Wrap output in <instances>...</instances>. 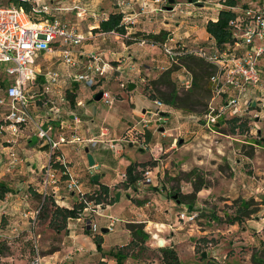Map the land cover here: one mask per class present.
Returning <instances> with one entry per match:
<instances>
[{
  "label": "crops",
  "instance_id": "0c3cea01",
  "mask_svg": "<svg viewBox=\"0 0 264 264\" xmlns=\"http://www.w3.org/2000/svg\"><path fill=\"white\" fill-rule=\"evenodd\" d=\"M47 1L51 5L50 11L52 14H58L60 18L66 19V21L75 26L77 30L86 32L88 31L87 29H91L90 31L92 32V36L83 40L79 45L73 47L74 51L76 49L81 51L100 50L104 53L105 57L114 64L118 62L119 56L122 54H128L136 66L135 68H138L139 72L145 74V76L150 74L152 75V67L166 69L170 65L167 61V58L165 57L164 61L167 63L165 66H163L161 63H156L154 66L147 63L145 67L140 68V66L136 63H141L142 59H137L139 57L137 52L140 51L137 48L133 50V46L135 45L134 42H131L130 40L127 42V39L124 40L123 36H120L121 33L119 32H117L116 35H99V32L102 31L96 28L98 26L99 20L105 18L108 12H110L112 9H116V7L113 8L107 5H99L96 7L95 5L99 2V0ZM129 1L130 4L129 8L127 9V13L131 16V20L128 24L129 31L133 32L136 30H142L154 34L160 29H165V36L171 35L172 37L180 38L187 44H198L206 47L210 46L213 38L205 30V23L208 19L215 20L218 10L226 7L220 1L211 3V5H206L205 2L195 4L196 0H173L170 5L174 4L179 10L178 12L174 13L176 17L173 19V23H171L169 17L166 16L167 13L162 17L159 16L161 11H168L167 5L169 3L162 5L163 7L160 10L148 11L150 8H157L161 4L154 2L153 0H146L147 7L142 8L140 5V0ZM76 2H79V4L83 5L86 9V13L83 17L76 16V8L74 7ZM236 6L237 10L241 8V6L238 4H236ZM74 55L79 58V54L74 52ZM61 58L60 45H54L53 51H42L38 53L35 59V67L39 71L34 83L29 87V90L34 92L35 96L30 100L29 109L33 115V121L41 124H46L48 122L51 125V132L53 136L63 134L69 139L73 134H77L81 138L80 141L63 143L60 147V150L64 153L68 160L69 171L75 175L76 179L81 185H86L87 180H91L93 184L106 185L108 188H110L120 180L119 172L122 170L119 169L121 167L124 169L125 166L130 162H133L136 166L143 163L148 164L150 162L149 159H155L159 151L165 152L172 148L176 142L180 143V139H177L171 135L172 128H166V126L163 124L171 118V110L166 108L165 110H167L168 113L166 114L165 118L160 121L161 123L156 125V129H158L159 133L163 135V138L164 135L167 136L162 139L161 142L157 140L152 142V133L148 131L150 130L149 128H151L152 124L146 125L142 123L141 127L143 128H140L134 122L126 119V116L119 113L116 107L110 108L109 112L103 117L104 120L111 124L114 121L113 126H110L114 130L120 127L116 122H125L127 127L122 133L117 130L111 131L108 127L96 125L98 113H96V105L93 103V101L96 100H90V98L94 91L100 90L101 88L108 89L112 95L116 97L114 101L121 102V104L124 106L125 104H128L126 107L129 109V114L133 115V119L138 118L139 113L145 111L144 108L148 103L147 98L141 94L140 90L135 92L136 84L133 89H128V87H119L116 80L113 79V72H108L107 75L97 83L100 88L94 91V86L87 87L81 83H73L70 87L71 91L69 93L74 95L73 104H69V102L66 101L60 103L57 102L59 110L57 112H53L54 110H52L50 107L51 104L46 102V96L41 94L40 88L44 80L43 73L48 69L60 67L62 61ZM151 60L153 61L155 59L152 58ZM127 62L128 60L123 61L121 63L122 66H126ZM46 63L49 64V66L53 65V67L50 68L49 66H46ZM258 65L261 67L260 76L262 77L264 75V55L260 57ZM177 71V81L179 83L181 69H178ZM160 73L161 72H159V74ZM131 74L136 76L134 73ZM3 77L4 75L2 76L1 81L4 85ZM131 81L134 83L138 82L132 78ZM59 91L66 93V82L60 81L52 85V92L49 94V96L51 95V97L53 96L54 98H57V93ZM0 96H3V91ZM262 103L263 104L261 105L258 101H256V103L253 104L251 108H249L244 113V115H228L226 117L219 118L214 124V128L216 130L215 132L209 131L202 125L200 118L203 111L198 113L189 112L187 115H184L187 118L185 121L188 122L193 129L190 130L189 133H193L192 139H194L195 142L199 143L200 141H203L205 143L207 139L211 141L216 140L219 142V144H213L212 146L199 145L196 148V152L194 153L191 151L190 154L199 155L200 152H202L203 154L211 155V152L209 151L211 150L210 148H216V152L219 154L218 159L223 161L222 164L226 169V172L230 174V176H226L222 172L223 169L220 167V165L217 166V162L213 163L210 161V163L204 164L203 166L202 161L205 156H196L195 163H192L191 161V167L192 169L194 168V170H196L195 173H200V175L197 174L196 177L201 178V181L199 182L202 183L201 188L196 192V197H198L196 202L199 204V208L203 209L202 206H205V204L202 200L205 199H215L220 202H227L229 197L233 198L238 195V192L246 191V188L251 183L255 185L254 190L264 189V151L259 150L260 148L264 149V146H262V143L260 142L258 144V142L248 140L250 136H257V141L264 142V100ZM166 106L170 105L166 104ZM6 112V106L0 105V119L3 118ZM253 113H256L257 115H254ZM251 116H253V118ZM33 121L24 125H20L17 133H13L8 128V126L0 131V183L5 187H8V189L3 193L2 199H0V201L8 206V209L17 208V205L25 200L23 198V194L26 192L29 193V196L32 195L38 184L42 165H44L48 159V145L42 139L36 136L35 124ZM145 126L147 129L144 132ZM224 126H228L229 131L222 130L221 128ZM231 127H233L235 131H233V129L231 130ZM133 129L136 132L142 133V142L138 143L137 145H135V139H131L130 137L129 140L125 139V136L128 135ZM101 136H104L105 138L102 140ZM203 136L207 139L203 138ZM226 138H228V140ZM230 139L236 140L238 143L232 142ZM109 141L110 143H114V148L108 145ZM116 141L121 142L122 147L124 144H126L132 148H136V150L139 151L146 150L147 154L142 155L136 152L133 153L135 158L132 160L119 157L115 160V163L113 161L114 157H112L113 159L110 158V161L104 162V160L101 158L99 144L101 142L107 143L108 147L105 146L104 149H110L111 151L118 153L119 150L115 148ZM167 141L170 142V144H168ZM243 143L253 145V153L244 154L241 151V146ZM180 145L182 144H179V146ZM85 146L88 147V150L93 156L94 163L92 165H89L87 162L84 152ZM10 151L15 153V160L13 164L9 163L10 159L12 158ZM231 154H235L233 158L230 157ZM189 160H192V158ZM248 163H250L248 166L253 169V173L249 174L250 179H254L253 182H250L249 179L247 180L244 178L245 176H242L243 174L241 170L246 169L244 165ZM176 165L177 164H175V166ZM180 166L181 167H178L176 170L186 171L189 169V167H187L183 162H181ZM157 168L159 169V166ZM95 173L98 174V182H94L92 179V175ZM103 177H105V179ZM192 177L193 181H196L195 177ZM207 177L210 179V181H205ZM151 180L152 177L148 179V181ZM202 180H204V182H202ZM151 182L152 183L149 184H156L153 181ZM147 186L148 184L144 185V188ZM119 189L122 190V188H115L113 194H115V192ZM60 196L63 197L62 202L66 201V199L69 201L73 200L74 198L71 193H69L68 196L64 194H61ZM252 196L257 198L256 194H253ZM172 198L174 197L172 196ZM244 199L245 198L242 196L240 200ZM144 204L147 205L148 202H144ZM194 207L197 206L195 204L187 205V209H193ZM164 211L167 212L166 209H164ZM209 211L211 213L213 212L212 210ZM211 213L208 215L209 218L212 217ZM137 215L141 216L139 213ZM135 217L137 216L124 218L122 222H128ZM260 218L263 220L264 216ZM147 221L158 225H165V222L162 220L148 218ZM193 222L194 221L180 222L176 220L171 224H167V229H164L167 230L169 234L167 239L171 240L173 237H178L180 235L190 236L191 234L203 236L205 233L216 232L219 230V228L213 230L206 223L209 222L208 218L204 220L202 225L194 224ZM124 230L127 238H130L128 229L124 227ZM256 230H258V228H256ZM213 234L214 233H212V235ZM159 240L160 239L158 238V242ZM162 241H164V238ZM100 258L107 260V258L102 255ZM117 263L119 264V262Z\"/></svg>",
  "mask_w": 264,
  "mask_h": 264
},
{
  "label": "rangeland",
  "instance_id": "374dc122",
  "mask_svg": "<svg viewBox=\"0 0 264 264\" xmlns=\"http://www.w3.org/2000/svg\"><path fill=\"white\" fill-rule=\"evenodd\" d=\"M218 1L222 3L223 0H198L195 4L205 2L206 5H211V3ZM235 1V5L238 4L241 7L264 5V0ZM167 3L168 2L166 0V4ZM10 4H14V0H0V5ZM99 5H107L113 8L115 7L112 0H99L95 6L98 7ZM168 11H161L159 16L162 17L167 13L166 16H168L170 22L173 23V19H175L176 16L174 12L170 10ZM53 15L59 17L58 14L53 13ZM125 39L126 38H124V40ZM126 41L128 42V39ZM136 48L140 51L137 52V55L139 56L137 59H142L141 63H136L140 66V68L145 67L147 63L153 66L156 63H161L163 66L167 65L164 61L165 56L162 54L159 46L152 44L139 46L135 43L133 50ZM152 58L155 60L152 61ZM6 64L7 63L3 62L0 63V95L2 94L4 87L1 81L3 76L1 70L6 66ZM44 66L42 67L45 68ZM46 66H49V64L46 63ZM49 67L51 68L53 65H50ZM180 68L181 66H176L173 72L170 73V78L173 81L175 90L179 93V95H184L187 91L178 86L177 81V70ZM163 70L164 68L161 69L158 67H152V75L150 74L145 76V74L140 72L139 75L136 74V76H133L131 74L129 76V78L138 81L135 82V92L140 90L141 94L147 98L148 101L144 108L145 111L139 113V116L136 119H133V115L129 114V109L126 107L128 104H125L124 106L121 102L114 101L111 105H106L100 99L93 101L96 105V113H98L96 125L108 127L111 131L114 130L110 127L113 126L114 121L111 124L104 120L103 116L108 113L109 109L112 107H116L119 113L126 116V119L134 122L140 128H143L141 127V124L143 123L141 118L146 119L150 117L147 113L148 111L146 112V110L147 108L152 107V97H158L164 103L170 105L165 106V108L171 110V118L163 124L166 128H172V130L170 129L172 131L171 135L180 139V143L176 142L172 148L167 151H159L157 153L156 157L162 159L159 169L155 167L156 160L150 158V162L148 164L143 163L135 167L138 176L132 183H127L126 176L124 179H120L116 182L112 187H106L107 189L104 188V185L93 184L91 180H87L86 185L80 184L81 189L86 193L87 200L90 201V206L99 205L102 208L100 214H85L86 218H91L90 222L88 221L89 219L87 222L83 223V221H76L67 218L65 224L62 225V222L59 221V217H57L55 222L50 224L48 222L50 215L49 209H52L55 205L64 207H66V204L72 205L74 204V200L67 201L66 199V201L62 202L60 198L53 197L52 195H48L42 200L40 194H37L35 190L31 196H23L25 200L18 204V207L15 209H8V206L0 201V264H27L34 252V241L36 242L39 253L46 257L53 254V257H55V264H117L116 260L109 254V251H116L119 248H122L123 251H127L126 257L122 259V264H161L156 247L159 246V242H156L158 237L159 239L164 238L162 245H171V247L176 249L181 264H256L254 262L255 259L263 264L264 219L262 220L260 217L264 216V189L254 190L255 185L251 183L246 188V191L238 192V195L233 198L229 197L227 202H220L215 199L202 200L205 204V206H202L203 209L199 208L200 206L196 202L198 198L196 197V193L194 197L187 196L182 198L180 201H176L175 198H172L175 191H179L181 194L192 193V176L195 177L196 181H201V178L196 177V175H200V173H195L196 170L191 167V161L192 163H195L196 156H205L202 161L203 166L204 164L210 163V161L213 163L217 162V166L220 165L223 169L222 172L226 176H230V174L226 172V169L222 164L223 161L218 159L219 154H217L216 148H210L211 150L209 151L211 152V155L203 154L202 152H200L199 155L190 154L191 151L195 153L196 148L199 145L212 146L213 144H219L216 140L211 141L204 136L203 138L207 139L205 143L203 141H200L199 143L195 142V140L192 139L193 133H189V131L193 129L191 128V125L185 121L187 118L184 115H187L189 112L198 113L204 110L208 96L205 95L204 92L196 94L194 97L189 96V99L192 100L191 108L194 110L180 108L171 103H167L164 101L162 95L158 93V90L166 93L170 85L164 81H159L156 84L153 82V80L158 77L159 72ZM258 70L261 71L260 65H258ZM138 76L146 77V81L139 80ZM261 78V92L263 93L264 98V75ZM156 86L159 88L158 90L156 89ZM99 88V85H96L93 87V91ZM191 89L192 88L189 90ZM251 117L253 118V116ZM160 121L162 120L155 122L151 120L146 122V125L152 124L151 128H149L150 130H148L152 133V142L154 140L161 142L162 139L167 137L164 135L163 138V135H161L158 129H156V125L161 123ZM116 123L120 127L115 130L121 133L127 127L125 122ZM146 129L147 127L145 126L144 132ZM221 129L229 131L228 126H224ZM230 129L235 131L233 127ZM129 134L125 136V139L129 140V137L131 139H135V145L142 142L141 132H136L133 129ZM101 138L103 140L105 137L101 136ZM226 139L228 140V138ZM230 140L238 143L236 140ZM248 140H253L254 142H258V144L260 142L262 143V146H264V142L257 141V136H250ZM170 142L167 141L168 144H170ZM179 144L182 145L179 146ZM99 145L101 158L104 162L110 161V158L112 157H114V159L112 158L114 162L119 157L132 160L135 158L133 153L136 152L142 155L147 154L146 150L139 151L126 144L122 147V143L118 141L115 142V148L119 150L118 153H115L110 149H104V147L107 146V143L101 142ZM253 149L254 146L247 143H243L241 146V151L244 154L253 153ZM259 150L264 151L263 148H260ZM234 155L235 154H231L230 157L233 158ZM190 158H192V160H189ZM181 162L185 163L189 169L186 171L176 170L178 167H181ZM175 164L177 165L175 166ZM249 164L250 163L244 165L246 169H242L241 172L243 174L242 176H245V179H249L250 182H253L254 179L252 180L249 177V174L253 173V169L248 166ZM146 168H150L152 170L151 181L156 184H149L152 182L145 180L146 178L144 177L143 171ZM119 170L123 171L124 169L121 167ZM103 178L105 179V177ZM205 181H210V179L207 177ZM202 182H204V180H202ZM147 184L148 186L144 188V185ZM59 186L60 190L58 191V194L68 196L69 192L64 188L63 182H60ZM115 188H122V190H117L119 191L118 197H115V194H113ZM253 194H256L257 198H254L252 196ZM242 196L249 201L250 207L255 209L252 213L240 214L241 204L245 200H240ZM0 199H2V197ZM54 199H57V201ZM144 202H148V204L145 205ZM192 204L197 206L194 208L198 211V214L193 222L194 224L202 225L204 220L208 218L209 222L206 223L213 230L216 228H219V230L216 232L205 233L203 236L198 234H191L190 236L180 235L168 240V231L164 230L167 229V224H171L176 220L182 222L181 219H178L177 211L180 209H187V205ZM39 205L40 208L38 212L37 225L34 229H32L28 221L21 217V212L29 209L31 210ZM164 209H166L167 212H165ZM209 210H212L213 212L211 213ZM138 213L141 214V216H138ZM209 213H211V218L208 217ZM234 215L240 217L239 221L231 223L230 219H232ZM133 216L137 217L132 218L128 222L143 221V230L147 232L145 244L141 245L143 249L138 251L137 249L140 245L137 246L129 242L131 238L129 230L128 234L130 235V238H127L124 230L127 222H122L124 218H131ZM112 217H115L116 219L112 223V229H109L108 225ZM148 218L162 220L165 222V225L148 222ZM73 222L76 223L75 226L72 225ZM103 227H107L108 230L104 232L101 231V228ZM256 228H258V230H256ZM212 233L214 234L212 235ZM203 250L206 251V255L201 257L200 253ZM101 255L105 256L107 260L101 259Z\"/></svg>",
  "mask_w": 264,
  "mask_h": 264
},
{
  "label": "built area",
  "instance_id": "2783aa9c",
  "mask_svg": "<svg viewBox=\"0 0 264 264\" xmlns=\"http://www.w3.org/2000/svg\"><path fill=\"white\" fill-rule=\"evenodd\" d=\"M29 3V11L34 13L36 18L32 19L27 10L20 5H0V63H7L1 70L4 75L3 96H0V105H5L7 112L0 119V131L6 126L17 133L20 125L33 121V115L29 109L30 100L34 98V92L29 90L34 83L38 69L35 67V59L42 51H53L54 45L61 47V65L58 68L48 69L43 73L44 80L40 92L46 96L53 112L59 110L57 102H68L70 87L73 83H81L87 87L96 86L97 83L113 72V79L119 87L127 88L131 73L139 75L138 68H135L132 59L128 54L118 57L116 64L107 59L100 50L81 51L73 50L83 40L92 36L91 29L83 32L76 29L68 21L53 15L51 5L47 0H26ZM115 7L121 11L120 23L124 32L120 36L137 43L138 45L152 44L159 46L167 58L169 64H180V59L186 56H195L211 64V72L208 75L209 97L202 112L201 123L209 131L215 132L214 124L221 117L228 115H244L256 101L263 104V93L261 92V76L258 70L259 59L264 55V5L246 6L236 9V5L228 6L235 12L229 19L230 40L217 44L213 38L209 47L198 44H187L180 38L166 35L163 39H155L149 32L135 33L128 29L131 20L127 13L129 0H112ZM160 3L157 8H150L148 11L160 10L166 0H153ZM198 1V0H196ZM81 3V2H80ZM142 8L147 7L146 0H140ZM76 16L83 17L86 9L76 2ZM227 7V6H226ZM170 10L178 12V8L172 4ZM115 30H102L99 35H116ZM79 54V58L74 55ZM128 60L126 66L122 62ZM178 85L183 89H189L192 85V72L181 66ZM139 80L146 81L144 76H138ZM66 82V93L59 91L57 98L49 94L52 92V85L57 82ZM101 101L111 105L116 97L105 88H101ZM152 107L147 108L149 118L143 119V123L163 120L168 113L165 110L166 104L158 97H152ZM160 111H164L160 114ZM257 115L256 113H253ZM152 116V117H151ZM35 124V134L48 145V159L42 165L39 181L35 188L43 200L48 195L60 198L59 183L63 182L64 188L74 197L72 205H65L68 208L76 207V215L68 217L71 220L87 222V213L92 215L101 213V206H90L86 193L81 189L80 183L69 171V163L64 153L60 150L63 143L80 141L77 134L69 139L63 134L52 135L51 125L47 122ZM114 142V141H113ZM114 148V143H108ZM12 158L9 163L13 164L15 153L10 151ZM156 168L161 165L162 159L155 157ZM152 170L146 168L143 171L145 180L151 177ZM127 176L125 170L119 172L120 179ZM28 197L29 193L23 194ZM57 201V199H54ZM40 205L36 208L21 212V217L26 219L32 229L37 225V218ZM198 214L197 209H180L177 213L178 219L184 222L194 221ZM115 217L109 221V229ZM91 221V218L88 220ZM76 225L75 222L72 223ZM159 238V237H158ZM158 238L156 242L158 243ZM34 252L27 264H55L53 254L47 257L39 253L36 242L33 243ZM66 256V255H65Z\"/></svg>",
  "mask_w": 264,
  "mask_h": 264
},
{
  "label": "trees",
  "instance_id": "16d2710c",
  "mask_svg": "<svg viewBox=\"0 0 264 264\" xmlns=\"http://www.w3.org/2000/svg\"><path fill=\"white\" fill-rule=\"evenodd\" d=\"M222 3L227 7H223L218 10L217 17L215 20L208 19L205 23V30L214 38L217 44H221L227 40H230L229 19H231L235 15V12L228 7L235 5L236 3L235 0H223ZM14 4L20 5L25 10H27L29 16L32 19L36 18L35 17L36 15L29 11V3L26 0H14ZM121 17H122L121 11H119L117 8L112 9L110 12H108L105 18L99 20L98 26L96 28L99 30L112 29L119 33H123L124 27L120 23ZM134 32L144 33L145 31L136 30ZM165 33L166 30L160 29L157 33L154 34L149 33V35L155 39H163L165 37ZM180 60H181L180 64L181 63L182 64L179 66H184L192 72L193 81L190 87L192 88L191 90H189L190 88L185 89L187 93H185L184 95H179V93L175 90L174 83L170 78V73L175 69L176 66L178 67V64L175 63L170 64L166 69L161 71V73L158 75L156 79L153 80V82L156 84L159 81L160 82L164 81L170 85L166 93L164 91L158 90L159 88L156 86L158 93L162 95L164 101L171 103L174 106L180 108L194 110L191 108L192 100L189 99V96L194 97L196 94H201L202 92H204L205 95L209 97L210 91L207 83V78L209 73L211 72V64L195 56H186ZM68 100H69L68 101L69 104H73L74 95L69 94ZM135 167L136 165L133 162H130L125 166L124 170L127 174V183H132L137 178L138 173ZM94 182H98V180ZM201 186L202 183H200L199 181H193L192 191H191L192 193L181 194L179 193V191H175L174 192L176 194L175 199H179L180 201L182 198H185L187 196L194 197L195 193L201 188ZM106 187L107 186L104 185L105 189H107ZM7 189L8 187H5L3 184L0 183V198L3 196V193ZM254 210L255 209L250 207L249 201L245 199L241 204L240 214L252 213ZM49 211H50V215L48 222L50 224H53L56 218L59 217L60 219L59 221H61L62 225H64L68 217H72L76 215V206L73 205L71 208H68L64 206L55 205L52 209L50 208ZM239 218L240 217L234 215L232 219H230V222L231 223H234L235 221L238 222ZM143 223H144L143 221H130L126 223V227L131 235L129 242L137 246L140 245L137 251L143 249L141 245L145 244V240L147 237V232L143 230ZM156 247L158 250V256L161 264H180L178 253L174 247L167 245H160ZM0 248H1V244H0ZM109 254L116 260V262L122 264L121 263L122 259L126 257L127 251H123L122 248H119L116 251L110 250ZM254 262L256 264H261L256 259L254 260Z\"/></svg>",
  "mask_w": 264,
  "mask_h": 264
},
{
  "label": "water",
  "instance_id": "95a60500",
  "mask_svg": "<svg viewBox=\"0 0 264 264\" xmlns=\"http://www.w3.org/2000/svg\"><path fill=\"white\" fill-rule=\"evenodd\" d=\"M168 1V5H167V9H169L170 7H171V3L173 2V0H167ZM128 89H133L134 87H135V83L133 82V81H128ZM100 96H101V90H97V91H94L93 93H92V95H91V99L92 100H99L100 99ZM164 113V111H160V114H163ZM84 152H85V155H86V159H87V162H88V164L89 165H92L93 163H94V159H93V156H92V154L90 153V151L88 150V147L87 146H85L84 147ZM92 179L94 180V181H96L97 179H98V174L97 173H95V174H93L92 175ZM118 195H119V191H116L115 192V197H118ZM173 197L175 198L176 197V194H174L173 195ZM177 201L179 200V199H176ZM108 230V228L107 227H103V228H101V231H107ZM160 245H162V239H160L159 240V246ZM206 255V251L205 250H203V251H201V253H200V256L201 257H204ZM118 264V263H117Z\"/></svg>",
  "mask_w": 264,
  "mask_h": 264
}]
</instances>
